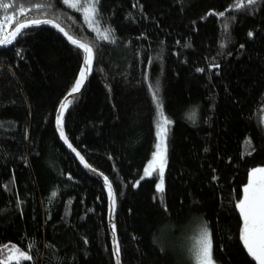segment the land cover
<instances>
[{"label": "trees", "instance_id": "obj_1", "mask_svg": "<svg viewBox=\"0 0 264 264\" xmlns=\"http://www.w3.org/2000/svg\"><path fill=\"white\" fill-rule=\"evenodd\" d=\"M0 4L9 5L0 40L19 23L50 20L93 49L63 129L112 188L120 263L193 264L197 220L216 264H256L235 205L248 172L264 167V0H98L93 27L63 0ZM21 33L0 46V264H17L5 262L13 247L31 257L19 264H114L103 184L55 129L83 51L50 26ZM149 85L173 120L162 192L153 177L136 184L156 142Z\"/></svg>", "mask_w": 264, "mask_h": 264}, {"label": "snow or ice", "instance_id": "obj_2", "mask_svg": "<svg viewBox=\"0 0 264 264\" xmlns=\"http://www.w3.org/2000/svg\"><path fill=\"white\" fill-rule=\"evenodd\" d=\"M63 2L72 8L82 7L84 17L88 21V23L92 24V17L96 13V4L98 0H87L85 5L80 4V0H63ZM248 4H255L256 0H247ZM0 7L7 9L9 7L8 4H0ZM243 7L240 4H237V8ZM23 9H21V12ZM220 16H224V13H219ZM11 17H7L6 21L11 20ZM33 24H49L51 23L53 27L58 28L59 31L64 32V29L61 28L58 24L53 23L49 20L44 21H32ZM5 25H0L3 27ZM29 23H21L18 24L14 31L11 32V38H5L0 40V44H11L12 40L15 39L18 35L22 34L21 30L28 28ZM98 30V29H97ZM64 35L67 37L70 43L75 45L77 48L83 49L85 53L84 63L81 67V72L79 77L75 81L73 87L71 88L68 96L65 97V100L61 102L62 107L59 109L61 115L63 114V109L67 107V103L69 96H73L76 92H78L83 84L86 72L91 71V65L93 60V49L89 47L87 44L81 43L80 41L74 39L67 32H64ZM252 33H249L251 36ZM100 38L107 40L108 36L104 33H100ZM198 71H202L198 69ZM149 90L152 92V98L154 103L157 106V119L155 121L157 128V139L158 143L156 145L157 151L153 153V159L149 161L148 165H146L144 169V176H150L156 168L157 160L160 161V183L157 184V190L163 191V167L162 164L164 162L163 152L161 151L163 139L167 134V125L171 123V121L164 116L162 107L158 100V85L155 86V90H153V86L149 85ZM194 113L189 115V118H192ZM57 123L60 124V117L57 118ZM61 136L63 137V131L61 129ZM71 147V145H69ZM166 151V149H165ZM79 155V153H77ZM81 162L83 163V157H81ZM88 165L85 164V167ZM144 176L141 179H144ZM107 177H105V183H107ZM139 183V181H137ZM135 186V185H134ZM110 187V185H109ZM242 195L241 198L236 203V208L239 211V215L242 220L241 229H240V240L242 242L243 247L246 249L248 255L252 257L253 260L256 261V264H264V168H255L249 171L248 174V182L241 189ZM53 196L56 195L55 192L52 193ZM194 259L195 264H213L212 259V242L210 234L207 230L206 226H203L202 230L198 238L195 241L194 245ZM13 252H16L18 255L15 257L17 260V264H19V260H29L31 257L13 247ZM12 258V257H10Z\"/></svg>", "mask_w": 264, "mask_h": 264}, {"label": "water", "instance_id": "obj_3", "mask_svg": "<svg viewBox=\"0 0 264 264\" xmlns=\"http://www.w3.org/2000/svg\"><path fill=\"white\" fill-rule=\"evenodd\" d=\"M36 21H44V20H36ZM31 22L32 21H27V22H22V23H29L30 26H34V25L50 26L53 29H55L72 47L77 48L75 45H73L72 43H70L69 40L67 39V37L64 35V32H66V31H64V32L59 31L58 28L53 27V25L51 23H49V24H44V23L33 24ZM19 24H21V23H19ZM17 25L8 33V35L6 36L7 38H9V39L11 38V32L15 30V28L17 27ZM80 42L81 43H84L82 41H80ZM84 44H86V43H84ZM3 45H7V44H0V46H3ZM78 49H80V48H78ZM80 50L83 51V49H80ZM84 59H85V53L83 52V61H82L81 67H82V65L84 63ZM81 67H80V69H79V71L77 73V76H76V78L74 80V83L77 80V78L79 77V74L81 72ZM87 73L88 72H86L84 81H85V79L87 77ZM84 81H83V84H84ZM74 83H73V85H74ZM83 84H82V86H83ZM73 85H72V87H73ZM82 86H81V88H82ZM71 88H70V90H71ZM81 88H80V90H81ZM70 90L64 95V97L61 99V101H60V103L58 105V108H57V111H56V115H55V129H56V132H57L58 136L60 137L61 141L65 144V146L69 150V152L76 158V160L79 163V165L86 172L91 173V174L95 175L96 177H98V179L103 184V187L105 189V192H106V194L108 196L107 223H108V230H109L110 241H111V245H112V254H113L114 264H121L120 263V259H119L118 245H117L116 233H115V224H114V218H113L114 195H113L112 188H111V186L109 187L110 184L108 182L105 183V177H103L100 173H98L97 171H94L93 169L89 168V166L85 167L86 162H83V163L81 162V155H80V153L78 151H76L72 147V145L69 143V141L67 140L66 135L64 133V129H63V116H64V113L67 110V108L69 107V105L75 100V98L80 93V90H79L78 92H76L75 94H73V96H69L68 97V101H65L67 103V107L63 109V114L61 115V113L59 111V109H61V107H62L61 102L65 100V97L68 96V93L70 92ZM58 117H60V124L57 123V118ZM61 129L63 131V137L61 136ZM69 145H71V147ZM77 153H79V155H77Z\"/></svg>", "mask_w": 264, "mask_h": 264}, {"label": "rangeland", "instance_id": "obj_4", "mask_svg": "<svg viewBox=\"0 0 264 264\" xmlns=\"http://www.w3.org/2000/svg\"><path fill=\"white\" fill-rule=\"evenodd\" d=\"M77 8L80 9L83 12L82 7H77ZM92 24H93V17H92ZM4 25L5 26H3L2 29L5 32L4 33L3 32L0 33V39H2L5 36V34H6L5 28L6 29L8 28L9 21L7 23H5ZM89 26L93 27L90 24H89ZM192 113H194V112L193 111H190V112L188 111L183 116L184 117L186 116L187 118H189V115L192 114ZM194 118H195V113H194V115H192V118L191 119H194ZM170 121H173V120L170 119ZM261 122L264 125V112H263V114L261 116ZM157 143H158V139H157V128H156V142H155V145H154V150H153L150 158L146 161V163H145V165H144V167L142 169V172H141L140 176L136 180V184H137V181L141 180V177L144 176V169H145L146 165H148L149 161H151L153 159V153L157 151V149H156ZM165 149H166V138L163 139V143H162V147H161V151L163 152V156H164V162L162 164V167H163V184H162V187L164 186V170H165V165H166V151H165ZM160 167H161V163H160L159 160H157L155 171H153V173L150 176H144V178L145 177H153L154 178L156 190H157V184L160 183V180H161V177H160ZM255 168H264V167L258 166V167H255ZM255 168H252V169H255ZM248 174H249V172H248ZM247 182H248V179H247ZM247 182H246V184H247ZM203 226L204 225H202L201 222H199L197 220H196V222H194V223H192L190 225V230H189V234H188V237H187V249H188L187 251H188L189 255H191V260H192V263L193 264H195V259H194V251H195L194 245H195V241L198 238V236L200 234V231L202 230ZM16 256H17V254H15L14 256H12V258H10L8 261L6 259L5 262L17 261L16 258H15ZM213 264H216V263L213 261Z\"/></svg>", "mask_w": 264, "mask_h": 264}]
</instances>
